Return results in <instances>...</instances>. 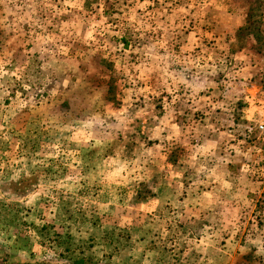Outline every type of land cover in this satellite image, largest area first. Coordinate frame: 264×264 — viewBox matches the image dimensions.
Listing matches in <instances>:
<instances>
[{
    "label": "rangeland",
    "instance_id": "374dc122",
    "mask_svg": "<svg viewBox=\"0 0 264 264\" xmlns=\"http://www.w3.org/2000/svg\"><path fill=\"white\" fill-rule=\"evenodd\" d=\"M263 99L264 0H0V264H264Z\"/></svg>",
    "mask_w": 264,
    "mask_h": 264
},
{
    "label": "crops",
    "instance_id": "0c3cea01",
    "mask_svg": "<svg viewBox=\"0 0 264 264\" xmlns=\"http://www.w3.org/2000/svg\"><path fill=\"white\" fill-rule=\"evenodd\" d=\"M215 170L218 171H224L225 174L223 176H219L218 179L214 181H210L209 177L207 176V191H204L203 193L207 195V199L210 198L213 209H217L219 206H221V203H223L225 197L222 196L223 191L228 187L233 191H237V193H240L243 197L242 199L246 198L249 194L251 188L255 186V183L253 181L249 180V176L246 174H243L242 177H240L239 184H237L236 176H232V172L228 173L229 171V163L224 164H218L214 167ZM243 172H248L247 169H243ZM241 205V202L239 203V206Z\"/></svg>",
    "mask_w": 264,
    "mask_h": 264
},
{
    "label": "built area",
    "instance_id": "2783aa9c",
    "mask_svg": "<svg viewBox=\"0 0 264 264\" xmlns=\"http://www.w3.org/2000/svg\"><path fill=\"white\" fill-rule=\"evenodd\" d=\"M260 118L255 121L256 129L264 133V99L260 102Z\"/></svg>",
    "mask_w": 264,
    "mask_h": 264
}]
</instances>
